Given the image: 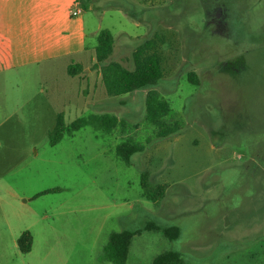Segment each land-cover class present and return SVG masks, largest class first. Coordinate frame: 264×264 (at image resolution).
<instances>
[{"label":"rangeland","instance_id":"rangeland-1","mask_svg":"<svg viewBox=\"0 0 264 264\" xmlns=\"http://www.w3.org/2000/svg\"><path fill=\"white\" fill-rule=\"evenodd\" d=\"M90 1L81 7L88 52L73 81L61 67L23 72L17 83L34 96L7 106L0 88V230L29 227L33 237L21 255L2 233L0 264H58L69 249L56 244L73 238H93L94 264H112L101 250L109 233L147 223L175 225L180 237L154 243L157 235L135 236L131 256L141 264L164 250L182 253L183 264H264V0H124L133 16L115 0ZM100 30L114 38L106 63L128 69L136 45L164 36L163 81L153 90L168 102L166 121L178 123L177 135L156 138L145 121L147 90L105 94L93 67ZM189 72L202 86L188 83ZM57 86L74 95L77 87L78 111L67 114ZM7 107L21 109L9 114ZM57 112L66 125L110 114L123 127L106 134L87 126L49 146ZM123 139L144 152L121 161L115 146ZM143 172L167 187L162 200L143 197Z\"/></svg>","mask_w":264,"mask_h":264},{"label":"trees","instance_id":"trees-1","mask_svg":"<svg viewBox=\"0 0 264 264\" xmlns=\"http://www.w3.org/2000/svg\"><path fill=\"white\" fill-rule=\"evenodd\" d=\"M77 1L83 8L88 7L91 2L90 0L88 2ZM115 1H117V6H121L130 16L134 15L131 6L126 1ZM115 1H112V5L116 4ZM110 3L108 2L107 5H111ZM164 44V36L157 33L142 40L132 51V69H128L115 61L106 63L112 54L114 45V38L108 30H100L97 33L94 47L95 62L93 67L99 70L101 83L108 97H118L139 90H147L144 99L145 121L154 128L155 136L158 139H167L180 132L178 123L166 121V117L170 113L168 102L157 91L153 90L163 81L162 46ZM82 69L81 64H70L67 67V75L70 77L77 76ZM187 81L195 87L202 86L192 72L187 74ZM87 126L110 134L117 127L122 128L123 122L110 114H90L86 117L77 118L66 125L64 115L58 113L53 129L48 132V144L54 146L64 135L70 137ZM144 150V146L138 145L130 139H123L115 146V155L121 161L129 162L135 154L142 153ZM139 185L143 197L151 202L162 200L167 189L164 185L151 184L147 172L140 174ZM148 231L158 232L169 241H176L180 237V229L177 226H163L155 223H147L142 228L134 230L113 232L108 236L103 248L107 260L112 264H125L132 239ZM16 246L20 254L29 253L32 247L31 234L28 231L22 232L16 240ZM152 264H183L182 253L170 250L162 252L152 260Z\"/></svg>","mask_w":264,"mask_h":264},{"label":"crops","instance_id":"crops-1","mask_svg":"<svg viewBox=\"0 0 264 264\" xmlns=\"http://www.w3.org/2000/svg\"><path fill=\"white\" fill-rule=\"evenodd\" d=\"M76 7L81 9L77 0H0V88L5 99L3 102L5 106L11 103H30L34 96V92H27L28 88L25 83H17L20 82L17 81V77H23L21 73L41 72L45 67H50L49 69L61 67L67 73V67L70 64L78 63L83 66L84 56L88 49L85 44L82 9L79 15L71 16V10ZM75 77L77 76H69L68 79L73 81ZM21 89L23 91L20 92ZM75 89L76 94L74 95L73 90L64 93L58 86L56 87V90H59L56 95L67 100L65 101L68 105L65 109L67 114L78 111V90L77 87ZM38 93L43 94L41 90ZM44 95L46 98L47 93ZM6 109L9 114H17L21 108L14 110L12 107H7ZM42 217L45 220L49 218L46 214ZM116 221L119 224L122 223L121 219ZM6 224V230H0V235L8 232L12 237L13 247L17 248V238L24 231L30 233L29 227L15 226L13 228L8 223ZM49 224L51 225V223ZM121 230L126 229L121 228ZM59 232L62 234L61 238L64 239L63 232ZM113 232L118 231H112L109 235ZM147 233L150 234V237L157 235L158 238L154 239V243L164 238L158 232L148 231ZM56 245L69 249V252L65 254H58V264H88L90 262L94 264L95 262V252H90L97 248V243L93 241V238L91 242L88 240L79 242L74 238L73 240H62ZM131 249L132 241L125 264H141L137 256H131ZM165 251L167 250L161 251V253ZM49 255L50 253L42 259L44 263L50 260ZM157 255L148 258L150 264ZM19 263H23V260Z\"/></svg>","mask_w":264,"mask_h":264},{"label":"built area","instance_id":"built-area-1","mask_svg":"<svg viewBox=\"0 0 264 264\" xmlns=\"http://www.w3.org/2000/svg\"><path fill=\"white\" fill-rule=\"evenodd\" d=\"M81 13L80 7H76L73 10H71V16H77Z\"/></svg>","mask_w":264,"mask_h":264}]
</instances>
